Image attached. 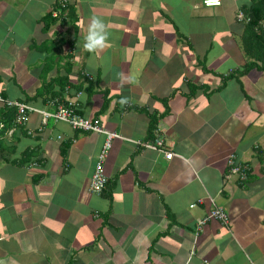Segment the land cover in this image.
Instances as JSON below:
<instances>
[{
  "label": "crops",
  "instance_id": "obj_1",
  "mask_svg": "<svg viewBox=\"0 0 264 264\" xmlns=\"http://www.w3.org/2000/svg\"><path fill=\"white\" fill-rule=\"evenodd\" d=\"M203 1L0 0V94L124 137L96 194L104 134L8 125L0 105V264H264V68L240 73L237 20L254 0ZM160 140L171 159L145 145ZM215 207L228 224L198 229Z\"/></svg>",
  "mask_w": 264,
  "mask_h": 264
},
{
  "label": "built area",
  "instance_id": "obj_2",
  "mask_svg": "<svg viewBox=\"0 0 264 264\" xmlns=\"http://www.w3.org/2000/svg\"><path fill=\"white\" fill-rule=\"evenodd\" d=\"M67 1L68 0H61V4L63 7L66 6ZM203 3L207 7L219 6L221 4V0H204ZM237 20L239 22L247 23L249 21V18L246 17L242 12H239L237 15ZM0 105L15 108L16 116L14 117V122L19 125H25L29 121L30 115L32 113H38L41 115L43 123H45L48 119H53L54 121L66 122L74 130H80L85 132L92 131L104 134L106 139L100 152L97 155L95 169L90 181V190L93 193H103L108 180L104 170V162L112 147V142L115 139H123L124 137H122L116 132H111L103 129L98 118L89 119L79 115L76 111V108L72 106V104H60L58 105L56 111H47L31 106L27 103H22L17 100L9 99L0 94ZM3 126L4 125L0 123V131L2 130ZM58 138L60 139L61 137L59 136ZM162 143L163 142L160 140L156 141V144L147 143L145 145L151 149L164 152L165 156L168 159H171L174 153L171 151H165L162 147ZM229 165H231V173H238L241 171V167L239 165H236L233 159H229ZM199 202H201V200H199ZM192 206L194 205H191V207ZM209 219H217L224 224H228L229 222L227 214L222 209L215 207L208 213L207 217L198 222V229Z\"/></svg>",
  "mask_w": 264,
  "mask_h": 264
},
{
  "label": "trees",
  "instance_id": "obj_3",
  "mask_svg": "<svg viewBox=\"0 0 264 264\" xmlns=\"http://www.w3.org/2000/svg\"><path fill=\"white\" fill-rule=\"evenodd\" d=\"M246 15L249 21L245 23L244 33L241 36V46L247 61L242 66L240 73H244L254 66L259 69L264 68V0H254L247 9ZM232 72L233 70L222 76V80L234 76ZM6 108L14 111L6 110L4 112V121L10 125L12 117L16 116V110L14 107L6 106ZM66 148L67 146L64 147V152Z\"/></svg>",
  "mask_w": 264,
  "mask_h": 264
},
{
  "label": "clouds",
  "instance_id": "obj_4",
  "mask_svg": "<svg viewBox=\"0 0 264 264\" xmlns=\"http://www.w3.org/2000/svg\"><path fill=\"white\" fill-rule=\"evenodd\" d=\"M108 35L109 33L104 21L99 17H93L88 27L84 47L92 52L103 49L106 45Z\"/></svg>",
  "mask_w": 264,
  "mask_h": 264
},
{
  "label": "rangeland",
  "instance_id": "obj_5",
  "mask_svg": "<svg viewBox=\"0 0 264 264\" xmlns=\"http://www.w3.org/2000/svg\"><path fill=\"white\" fill-rule=\"evenodd\" d=\"M32 56H33V57H36V56H39V54H37V53L35 52V54H33Z\"/></svg>",
  "mask_w": 264,
  "mask_h": 264
}]
</instances>
